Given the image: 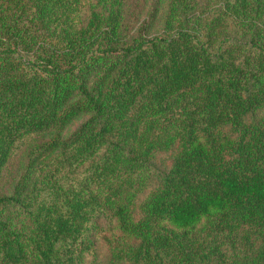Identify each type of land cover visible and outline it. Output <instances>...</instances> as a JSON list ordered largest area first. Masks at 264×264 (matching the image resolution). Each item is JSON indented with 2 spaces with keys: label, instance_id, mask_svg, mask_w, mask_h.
Masks as SVG:
<instances>
[{
  "label": "trees",
  "instance_id": "trees-1",
  "mask_svg": "<svg viewBox=\"0 0 264 264\" xmlns=\"http://www.w3.org/2000/svg\"><path fill=\"white\" fill-rule=\"evenodd\" d=\"M145 1L0 0V264H264V0Z\"/></svg>",
  "mask_w": 264,
  "mask_h": 264
},
{
  "label": "rangeland",
  "instance_id": "rangeland-1",
  "mask_svg": "<svg viewBox=\"0 0 264 264\" xmlns=\"http://www.w3.org/2000/svg\"><path fill=\"white\" fill-rule=\"evenodd\" d=\"M151 0H146L145 5L143 7L141 16H140V21L139 25L144 21L146 17V13L148 11L149 5H150ZM169 0H163L162 4L159 9L158 17L156 20V23L153 27V29L149 33V37L157 36L160 35L161 29L164 23V18L166 15V10H167V3ZM136 3V0H129V7L128 11L130 12L131 7ZM128 14V12H127ZM89 118L88 115H82L79 116L78 118L74 119L71 121L66 128L63 130L61 133L60 137L61 139L67 138L69 135H71L79 126H81L87 119ZM156 165L161 169V171H167L170 168V164L168 161V158L165 155H158L156 157Z\"/></svg>",
  "mask_w": 264,
  "mask_h": 264
}]
</instances>
